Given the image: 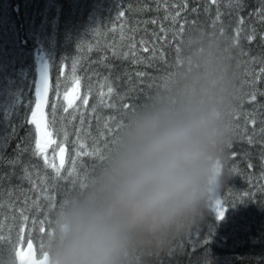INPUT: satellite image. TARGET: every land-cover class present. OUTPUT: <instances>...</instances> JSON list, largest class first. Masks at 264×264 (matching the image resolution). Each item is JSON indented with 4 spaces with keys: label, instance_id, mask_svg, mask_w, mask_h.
Instances as JSON below:
<instances>
[{
    "label": "trees",
    "instance_id": "obj_1",
    "mask_svg": "<svg viewBox=\"0 0 264 264\" xmlns=\"http://www.w3.org/2000/svg\"><path fill=\"white\" fill-rule=\"evenodd\" d=\"M262 3L264 0H168L157 11L156 0H124L126 15L118 21L121 0H0V100L20 103L10 121L0 110V131L9 122L17 125L30 118V109L35 105V82L44 62L50 64L49 114L55 102L58 116L66 115L62 112L63 93L72 86L73 69L81 79L82 97L89 84L92 86L84 109L86 117L91 115L89 136L82 138L85 147L76 156L71 141L75 140L72 133L79 120L68 127L67 156L59 178L45 168L42 158L31 155L34 127L25 125L19 129L18 137L28 149L21 163L27 166L30 161L31 166L28 179L21 181L14 176L0 187V264H17L13 248L28 241L35 244L39 256L45 253L46 238L62 200L86 183L129 110L178 89L192 76L217 94L226 92L228 76L224 66L216 62L213 67L215 58L222 55L229 56L233 82L229 141L224 158L218 162L222 175L219 193L227 210L218 220L212 200L198 228L164 251L145 249L139 264H160L157 256H162L163 264H264V72L260 71L264 68V20L250 15ZM166 13H171L167 20ZM152 19L157 23H144ZM182 24L183 43L179 44L177 60L178 37L173 34H180ZM161 27L166 36L160 32ZM132 28L139 29L137 41L145 35L144 29L150 42L153 32L165 37L155 41V55L151 48L148 53L140 49V63H134L131 54L127 59L111 54L113 47L118 52L127 51L120 45ZM250 35L254 37L251 42ZM106 64L113 66L111 72ZM105 77L114 90L110 95ZM101 85L109 106L92 113ZM253 92L255 101L250 100ZM16 143L13 139L7 147V157L14 155ZM232 152L237 153L235 158ZM248 163L254 167L248 169ZM0 171L9 169L0 166ZM21 174L17 167L16 175ZM57 183L62 190L54 187ZM249 191L252 200H239ZM21 209L28 216L26 221ZM170 249L174 254L169 255Z\"/></svg>",
    "mask_w": 264,
    "mask_h": 264
},
{
    "label": "clouds",
    "instance_id": "obj_2",
    "mask_svg": "<svg viewBox=\"0 0 264 264\" xmlns=\"http://www.w3.org/2000/svg\"><path fill=\"white\" fill-rule=\"evenodd\" d=\"M196 76L127 112L103 160L58 207L45 264H139L198 228L219 192L233 106Z\"/></svg>",
    "mask_w": 264,
    "mask_h": 264
},
{
    "label": "snow or ice",
    "instance_id": "obj_3",
    "mask_svg": "<svg viewBox=\"0 0 264 264\" xmlns=\"http://www.w3.org/2000/svg\"><path fill=\"white\" fill-rule=\"evenodd\" d=\"M213 3H216V0H212ZM157 3V11H159L160 7L166 6L168 0H163V4H161V0H156ZM125 4L124 0H121V4L118 8L116 17L118 21H123L126 15L125 11ZM147 8V5L145 6ZM171 13H166L165 19L167 20ZM250 15H256L261 20H264V3L261 4L260 8L254 10L253 13ZM176 16H179V12L176 13ZM175 20V17H172ZM241 23H243V18H241ZM145 24L152 23L156 24L157 20L152 19L150 21H145ZM139 31L138 28L129 29V35L126 39L122 40L121 47L126 48V52H118L113 49L111 50V54L115 58L123 57L125 59L129 58V54H131V59L134 63L143 62L142 57L139 56L137 53L142 49L144 53H148L150 48L153 51V55H155V48L156 40H163L165 39L164 36L158 35L156 32H153L152 38L153 40L150 42L148 39L147 30L144 29L145 35L141 36L139 40L136 39V33ZM160 32L165 33L167 35L166 30L164 27L160 28ZM183 24L180 28V34L174 33V38L178 37V44L176 47L177 51V60H179L181 48L179 44L183 43ZM253 36H249L248 40L251 42ZM137 44L140 45V48H137ZM66 59V58H64ZM105 60L107 57L104 58ZM63 60V59H62ZM49 67L50 64L44 62L40 68L38 73V79L35 82L34 94H35V105L33 108L30 109V118L23 120L20 124L13 125L10 122L0 131V166L7 167L9 169L8 172L0 171V187H2L4 181H11L12 178L15 176L17 179L23 181L28 179V167H30V161L28 165L21 163V158L24 156L25 152L28 151L27 147L25 146V142L22 138L18 137V131L21 127L25 125L33 126L34 127V151L31 153L32 156H36L38 158L43 159V163L46 169H51L54 171L57 178L60 177L61 170L64 168L65 160L67 156V149L66 144L69 143V136L70 133L67 130L69 126L73 125V121L79 120V126L74 127V134L75 140L71 141L73 150L75 151L76 156L81 154V151L84 149L85 144L83 142L84 137L89 136L88 125L91 121V115L86 117L84 109L89 104V95L92 93V86L89 84L87 92L83 95L80 94L81 88V79L75 75V69H73V77H72V86L68 88L63 93V107L62 112L66 115L58 116V107L55 102L51 104V113L46 111L49 106V90H50V83H49ZM106 68L109 69L111 72L113 70V66L111 64H106ZM261 72H264V68H261ZM137 76H142L144 73H137ZM119 79V77H117ZM257 79L259 77L257 76ZM105 83H108V78L105 77ZM57 89L60 88V83L57 81L56 85ZM113 88L111 87L110 83H108L107 87V94L110 95L113 93ZM59 95V92H57ZM106 93L103 91V85H101V91L99 92V96L97 99L96 104H94L91 108L92 113H96L97 109L100 107H108L107 101L105 100ZM250 100H256L255 92L251 93ZM79 101V103H77ZM20 103H13L10 99H3L0 100V110L4 113V119L10 121L11 117L16 114L14 113V109ZM125 108H128V105H124ZM71 110V111H70ZM251 123L253 126L256 124V120L254 118L251 119ZM13 139L17 140L16 147L14 149V155L12 157L6 156V149L10 145ZM248 142L251 144L253 143V138L250 136L248 137ZM78 146V147H77ZM229 147L231 144L229 143ZM51 150V151H50ZM232 157L235 158L237 156L236 152L231 153ZM59 157V165L56 164L55 160L56 157ZM102 159V157H101ZM73 164H75V159H73ZM19 167L21 169L22 174L17 176L16 169ZM254 167L253 164L248 163L247 168L252 169ZM219 170V165H218ZM72 175V172H69V176ZM83 183L80 184V187H83ZM54 187L57 190H62L61 186L57 183L54 184ZM252 187L255 188L256 184L253 183ZM33 188H35V184H33ZM261 190L264 191V183H262ZM247 198L249 200L253 199V195L251 191L244 193L243 196L239 197V200ZM2 200V197H0ZM217 207L216 211V218L223 219L224 214L227 210L219 200L216 201ZM235 203H233L234 205ZM55 207V205H53ZM3 211V207L0 206V212ZM21 215L23 220H27L28 216L23 214V209H21ZM43 231V229H41ZM204 244L207 243L206 240L203 241ZM32 243L29 241L28 243V251L25 252L20 250L19 248H13V255L15 256L18 264H45L47 259V253L44 254L43 260H37L33 253H32ZM174 254L173 250H169V255ZM155 255V254H154ZM156 259L163 264L162 256H157Z\"/></svg>",
    "mask_w": 264,
    "mask_h": 264
},
{
    "label": "water",
    "instance_id": "obj_4",
    "mask_svg": "<svg viewBox=\"0 0 264 264\" xmlns=\"http://www.w3.org/2000/svg\"><path fill=\"white\" fill-rule=\"evenodd\" d=\"M31 242V241H30ZM29 243V242H28ZM28 243L24 246V247H20L19 249L20 250H23V251H25V252H27L28 251ZM32 243V242H31ZM32 253H33V255H34V257L37 259V260H43V257L44 256H42V257H37V253H36V248H35V246H34V244L32 243ZM17 264H18V261H17Z\"/></svg>",
    "mask_w": 264,
    "mask_h": 264
},
{
    "label": "rangeland",
    "instance_id": "obj_5",
    "mask_svg": "<svg viewBox=\"0 0 264 264\" xmlns=\"http://www.w3.org/2000/svg\"><path fill=\"white\" fill-rule=\"evenodd\" d=\"M56 161L59 162V157L57 156L56 157ZM219 200L222 204V199H221V196H220V193L218 192L215 196V198L213 199V203L214 205L217 207V204H216V201Z\"/></svg>",
    "mask_w": 264,
    "mask_h": 264
}]
</instances>
